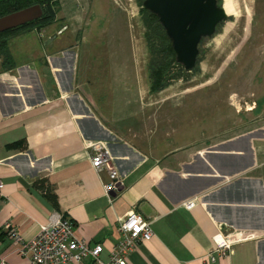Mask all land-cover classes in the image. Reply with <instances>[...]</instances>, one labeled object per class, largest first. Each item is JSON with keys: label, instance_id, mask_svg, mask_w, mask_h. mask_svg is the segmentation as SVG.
<instances>
[{"label": "crops", "instance_id": "1", "mask_svg": "<svg viewBox=\"0 0 264 264\" xmlns=\"http://www.w3.org/2000/svg\"><path fill=\"white\" fill-rule=\"evenodd\" d=\"M30 30L42 37L37 48L18 58L12 49L13 66H0V257L23 260L5 220L30 238L57 211L76 237L101 243L105 260L119 237L117 217L133 210L151 219L152 234L125 264H264V122L213 137L193 134L191 122L150 119L154 105L132 104L126 92L111 90L128 70L110 41L108 55H96L98 42L83 55L54 43L58 31ZM17 139L21 147L6 146ZM86 141L100 142L118 171L120 183L108 194L107 172L92 167ZM193 196L191 207L181 204ZM232 229L249 234L229 251H214L211 236ZM60 264L94 263L85 256Z\"/></svg>", "mask_w": 264, "mask_h": 264}, {"label": "rangeland", "instance_id": "2", "mask_svg": "<svg viewBox=\"0 0 264 264\" xmlns=\"http://www.w3.org/2000/svg\"><path fill=\"white\" fill-rule=\"evenodd\" d=\"M140 1L59 0L56 19L41 27L42 33L58 31L54 43H69L77 51L79 47L83 55L89 51L88 44L97 42L101 46L95 48L96 55H108L105 45L110 41L111 53L119 55L126 63L120 65L128 70L126 78L110 81L111 90L126 92L132 104L154 105L150 119L191 122L193 134L206 132L213 137L264 122V0H218L227 18L198 43L199 61L186 77L173 79L153 93L147 92ZM40 38L32 30L18 33L8 41L10 51L19 50L11 51L15 58L24 56L37 48ZM46 38L43 43H48Z\"/></svg>", "mask_w": 264, "mask_h": 264}, {"label": "built area", "instance_id": "3", "mask_svg": "<svg viewBox=\"0 0 264 264\" xmlns=\"http://www.w3.org/2000/svg\"><path fill=\"white\" fill-rule=\"evenodd\" d=\"M85 146L90 148L91 152L88 157L92 167L97 172L101 169L107 172V180L103 182V189L108 194L120 183L118 171L100 142L86 141ZM1 186L2 181L0 180ZM196 201L197 198L193 196L183 200L181 204L188 208ZM115 226L119 237L109 249L107 258L103 260L98 256L101 243L97 241L89 243L88 240L76 237L72 231L71 220L60 212L53 211L49 220L30 238H23L14 226L5 220L2 228L6 237L23 260L10 262L0 257V264H60L71 261L79 262L85 256H88L94 264H125L127 254L136 244L151 236V219L145 218L136 211L128 210L117 217ZM248 234L235 229L218 230L211 236L213 250L229 251L233 242Z\"/></svg>", "mask_w": 264, "mask_h": 264}, {"label": "trees", "instance_id": "4", "mask_svg": "<svg viewBox=\"0 0 264 264\" xmlns=\"http://www.w3.org/2000/svg\"><path fill=\"white\" fill-rule=\"evenodd\" d=\"M32 3H38L40 5V16L0 31L1 69L10 68L14 64L11 52L8 48L9 38L30 29L39 30L44 25L53 22L56 19V13L59 9V0H0V15ZM138 10L140 21L144 28L143 37L147 50L146 69L148 90L153 93L170 84L173 79H178L183 76L186 77L190 69H184L182 65L175 60L170 41L157 21L156 15L144 8L141 5V1ZM198 61L199 56H196L195 63ZM195 67L196 66L193 68ZM22 141V139H17L7 143L6 146L21 147ZM43 181L42 178H38L34 183L38 185L40 191L54 205V195L49 191V185Z\"/></svg>", "mask_w": 264, "mask_h": 264}, {"label": "water", "instance_id": "5", "mask_svg": "<svg viewBox=\"0 0 264 264\" xmlns=\"http://www.w3.org/2000/svg\"><path fill=\"white\" fill-rule=\"evenodd\" d=\"M141 5L156 15L170 41L175 60L186 70L195 63L199 39L211 36L215 25L227 18L222 3L216 0H141ZM40 14L38 3L4 13L0 15V31ZM49 39L47 37L44 42Z\"/></svg>", "mask_w": 264, "mask_h": 264}, {"label": "flooded vegetation", "instance_id": "6", "mask_svg": "<svg viewBox=\"0 0 264 264\" xmlns=\"http://www.w3.org/2000/svg\"><path fill=\"white\" fill-rule=\"evenodd\" d=\"M216 1H217V0H216ZM217 24H218V23H217ZM217 24L215 25V28H216ZM202 38H203V37H201V38L199 39V42L202 40ZM199 42H198V43H199Z\"/></svg>", "mask_w": 264, "mask_h": 264}]
</instances>
